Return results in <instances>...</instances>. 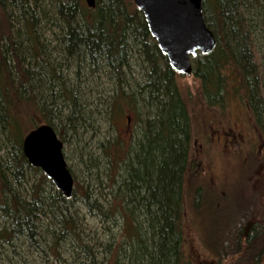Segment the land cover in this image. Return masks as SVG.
<instances>
[{
  "label": "trees",
  "instance_id": "obj_1",
  "mask_svg": "<svg viewBox=\"0 0 264 264\" xmlns=\"http://www.w3.org/2000/svg\"><path fill=\"white\" fill-rule=\"evenodd\" d=\"M202 3L217 47L193 59L200 99L223 109L233 90L264 138V56L255 41L256 23L264 25V0ZM181 77L133 0H96L94 9L85 0H0V214L10 223L0 227V244L44 236L56 248L70 238L91 264L104 254V264L118 247L88 243L81 202L104 219L120 213L121 237L130 247L123 257L127 264H192L183 217L194 168L192 126ZM99 108L112 135L97 142L98 156L90 154L89 164L85 158L81 164L90 174L105 166L106 184L98 173L84 182V190L74 177V197L67 200L29 165L23 141L46 124L66 144L67 129L94 130ZM126 112L135 122V140L127 147L115 130ZM95 182L108 190L118 187L112 202L94 199L89 189ZM195 198L198 210L206 206L200 190ZM112 254L113 264H126Z\"/></svg>",
  "mask_w": 264,
  "mask_h": 264
},
{
  "label": "rangeland",
  "instance_id": "obj_2",
  "mask_svg": "<svg viewBox=\"0 0 264 264\" xmlns=\"http://www.w3.org/2000/svg\"><path fill=\"white\" fill-rule=\"evenodd\" d=\"M255 41L264 56V25L260 23H256ZM179 85L189 109L191 163L194 166L189 174L183 216L187 258L192 264H264V139L246 104L233 90L226 106L220 109L210 108L200 99L199 84L193 76H182ZM99 109L102 113L95 116L94 130L90 129L88 134L82 130L75 134L67 129V143L62 140L68 167L74 170V177L84 190V182L88 184L89 176L97 178L98 173L106 184L105 166L90 174L81 164L82 158L89 164L90 154L98 156L97 142L112 135L109 124L103 122L106 111ZM130 115L126 112L115 129L125 147L131 139L135 140L132 137L135 122L130 120ZM105 186L100 187V183L95 182L89 192L94 194V199L107 204L114 200L119 190L118 187L108 190ZM198 190L204 195L203 205L206 204L200 210L195 206ZM77 207L85 221L84 237L89 244L95 245L97 240L105 246L119 248L117 253L114 250L109 253L104 264H113L112 253L115 258L119 257L120 263L127 264L123 259L130 247L127 239L121 237L123 219L120 213L104 219L95 209L89 210L81 202ZM253 225L257 230L248 247L247 239ZM4 226L9 227L10 223L0 214V227ZM217 238L219 244L215 243ZM43 240L44 236L35 240L14 239L10 244L3 242L0 244V264H91L90 258H86L90 256L81 252L76 240H60L56 248L52 242ZM237 251L241 253L231 255ZM99 259L98 264L104 261V254Z\"/></svg>",
  "mask_w": 264,
  "mask_h": 264
},
{
  "label": "water",
  "instance_id": "obj_3",
  "mask_svg": "<svg viewBox=\"0 0 264 264\" xmlns=\"http://www.w3.org/2000/svg\"><path fill=\"white\" fill-rule=\"evenodd\" d=\"M89 8L96 0H85ZM143 14L151 36L172 69L182 76L194 74L193 59L207 56L217 39L207 26L202 0H133ZM23 152L33 168L40 169L67 200L75 193V179L64 154V143L53 127L41 125L23 141Z\"/></svg>",
  "mask_w": 264,
  "mask_h": 264
},
{
  "label": "flooded vegetation",
  "instance_id": "obj_4",
  "mask_svg": "<svg viewBox=\"0 0 264 264\" xmlns=\"http://www.w3.org/2000/svg\"><path fill=\"white\" fill-rule=\"evenodd\" d=\"M263 139H264V138H263ZM254 227H255V229H257L256 226L253 225V227L251 228V231L253 230ZM252 232H253V231H252ZM251 235H253V233H251L250 236H251ZM247 240H248V239H247Z\"/></svg>",
  "mask_w": 264,
  "mask_h": 264
}]
</instances>
